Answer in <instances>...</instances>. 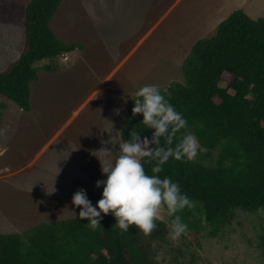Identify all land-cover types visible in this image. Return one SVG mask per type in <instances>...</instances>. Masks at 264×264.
<instances>
[{"label": "rangeland", "instance_id": "374dc122", "mask_svg": "<svg viewBox=\"0 0 264 264\" xmlns=\"http://www.w3.org/2000/svg\"><path fill=\"white\" fill-rule=\"evenodd\" d=\"M29 1L0 0V72L23 49ZM234 9L255 20L264 16V0H62L50 27L59 39L81 48L36 63L30 111L0 95V233L79 217L80 208L70 203L79 189L94 206L102 192L95 182L104 179L94 151L112 147L101 143L109 139L108 121L115 135L139 87L182 82L181 64L193 44L216 32L223 21L217 13ZM199 148L193 159L212 166L217 152L205 155ZM29 184L36 193L25 189ZM159 219L170 232L172 218L162 213ZM263 221L261 210L238 211L213 237L206 228L187 227L175 240L168 236L158 260L264 264L258 245Z\"/></svg>", "mask_w": 264, "mask_h": 264}, {"label": "trees", "instance_id": "16d2710c", "mask_svg": "<svg viewBox=\"0 0 264 264\" xmlns=\"http://www.w3.org/2000/svg\"><path fill=\"white\" fill-rule=\"evenodd\" d=\"M61 2H28L23 49L0 72V95L23 112L31 109L36 63L81 48L59 39L50 27ZM181 72L182 82L159 88L187 122L172 135V145L191 133L203 154L216 151L217 156L212 166L169 158L157 175L178 183L189 197L190 206L176 213L181 221L195 232L206 228L213 237L238 211L264 212V16L252 20L234 10L211 37L193 44ZM132 107L130 101L120 130L123 138L128 139L134 128L141 138L151 139V130L140 124L142 117L134 116ZM142 163L153 174L156 161L145 158ZM155 224L147 235L134 226L122 232L108 214L95 228L75 217L41 223L22 233H0V264H160L158 255L169 243V230L160 219ZM258 245L264 258V221Z\"/></svg>", "mask_w": 264, "mask_h": 264}, {"label": "clouds", "instance_id": "9594fccd", "mask_svg": "<svg viewBox=\"0 0 264 264\" xmlns=\"http://www.w3.org/2000/svg\"><path fill=\"white\" fill-rule=\"evenodd\" d=\"M134 97L131 100V112L134 116L142 117L140 124L151 130V139L147 136L141 138V133L134 128L128 139L123 138L121 131H115L113 135V124L108 121L110 128L106 133L109 139L101 143L112 147L94 151L100 154L99 158L95 157L104 177L95 182V188H102L100 199L93 206L85 190L79 189L73 193L70 203L73 208H80L79 218L87 220L88 226L92 228L99 226L102 215L111 214L115 226L122 232L134 226L146 235L156 227L155 220L166 213L172 217L169 236L175 240L187 228L176 213L190 206L191 202L178 183L157 174L169 158H195L198 141L193 134L187 133L172 145V135L185 128L187 122L156 85L145 84L139 87ZM161 138L164 140L163 145ZM199 150L204 151L203 148ZM145 158L156 161L151 168L153 174L145 171L142 163Z\"/></svg>", "mask_w": 264, "mask_h": 264}, {"label": "crops", "instance_id": "0c3cea01", "mask_svg": "<svg viewBox=\"0 0 264 264\" xmlns=\"http://www.w3.org/2000/svg\"><path fill=\"white\" fill-rule=\"evenodd\" d=\"M219 8H220V7H219ZM234 10H235V9H234ZM234 10H232V12H233ZM232 12H229V13H217V14H216V17H218V18H220V19L223 18V20H224V19H226V18L230 15V13H232ZM221 20H222V19H221ZM212 22L215 23L214 20H213ZM217 26H218V25H217ZM32 177H33V173H31V174L29 173L28 176L26 177V179H28L29 182H31V181H30V178H32ZM24 183H25V181L23 180V184H22V186H25ZM25 189H28V191H29L30 193H33V194L36 193V191H37L36 187H35V186H32V185H30V184L28 185V187H25Z\"/></svg>", "mask_w": 264, "mask_h": 264}]
</instances>
